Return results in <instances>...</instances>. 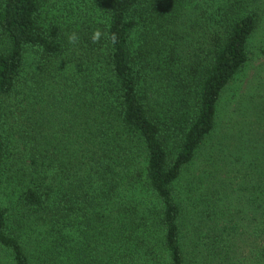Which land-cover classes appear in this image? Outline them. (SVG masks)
I'll return each instance as SVG.
<instances>
[{"label":"trees","instance_id":"1","mask_svg":"<svg viewBox=\"0 0 264 264\" xmlns=\"http://www.w3.org/2000/svg\"><path fill=\"white\" fill-rule=\"evenodd\" d=\"M60 1L0 0V264H264V0Z\"/></svg>","mask_w":264,"mask_h":264},{"label":"rangeland","instance_id":"2","mask_svg":"<svg viewBox=\"0 0 264 264\" xmlns=\"http://www.w3.org/2000/svg\"><path fill=\"white\" fill-rule=\"evenodd\" d=\"M80 4H83L82 1H80ZM70 3V2H68ZM60 4H64V1L61 0ZM78 5V4H77ZM81 8L77 10V13H81L85 15L88 13L87 8L85 6L79 5ZM77 8V6H76ZM264 25V21H263ZM252 48H251V61L248 65L245 73L241 75L238 81L233 83L229 90L225 93V98L222 103L221 107V121L220 125L221 128L234 127V125L240 121L242 117V111L244 110L243 106L246 103L247 95L251 93L253 90V87L256 86L258 82H256L257 79L260 78V76H263L264 73V27L263 29L258 33L256 38L252 42ZM263 91V90H262ZM231 128V129H232ZM225 130L219 129L217 130V133L208 141L206 145V151L203 153V155L200 157V160L195 164L194 167H192L190 172L192 173H198L200 170L205 169L207 166H209L212 170L220 169L221 163L218 160L222 154L223 150L228 153V149H231L232 143L229 141L230 139H223V135ZM229 134L233 133L234 131H228ZM229 142V143H228ZM221 156L218 157L220 155ZM216 165V167H213V165ZM182 189V188H181ZM227 190V189H226ZM225 190L224 193L227 191ZM237 202L233 204V206L236 208ZM241 246H243L241 244ZM236 262V261H235Z\"/></svg>","mask_w":264,"mask_h":264}]
</instances>
